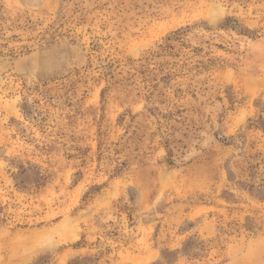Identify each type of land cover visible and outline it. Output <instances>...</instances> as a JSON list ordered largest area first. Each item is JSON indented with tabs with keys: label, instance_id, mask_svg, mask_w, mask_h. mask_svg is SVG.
Returning <instances> with one entry per match:
<instances>
[{
	"label": "rangeland",
	"instance_id": "rangeland-1",
	"mask_svg": "<svg viewBox=\"0 0 264 264\" xmlns=\"http://www.w3.org/2000/svg\"><path fill=\"white\" fill-rule=\"evenodd\" d=\"M0 264H264V0H0Z\"/></svg>",
	"mask_w": 264,
	"mask_h": 264
}]
</instances>
